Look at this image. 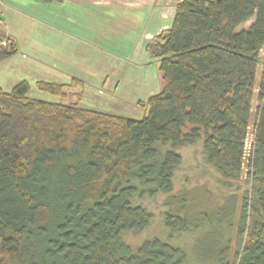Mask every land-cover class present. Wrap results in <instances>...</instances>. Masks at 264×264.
Here are the masks:
<instances>
[{
  "label": "trees",
  "instance_id": "1",
  "mask_svg": "<svg viewBox=\"0 0 264 264\" xmlns=\"http://www.w3.org/2000/svg\"><path fill=\"white\" fill-rule=\"evenodd\" d=\"M3 43L0 63L18 52L16 42ZM148 51L163 89L140 120L31 98L27 81L0 88V264H188L185 250L160 239L136 250L123 242L153 220L133 201L172 194L178 150L200 141L221 179H240L261 62L252 192L232 237L247 240L231 256L227 241L209 261L264 264V0H178L170 30ZM36 86L61 98L71 87ZM165 225L191 229L183 214L168 213Z\"/></svg>",
  "mask_w": 264,
  "mask_h": 264
},
{
  "label": "crops",
  "instance_id": "2",
  "mask_svg": "<svg viewBox=\"0 0 264 264\" xmlns=\"http://www.w3.org/2000/svg\"><path fill=\"white\" fill-rule=\"evenodd\" d=\"M177 1L0 0V26L8 27L15 15L24 35L19 43L9 30L6 37L22 57L16 54L0 67L29 68L37 82L70 85L76 103L87 109L123 117L111 112L123 105L143 108L145 116L146 102L163 89L159 62L148 47L170 30ZM19 78L10 88L26 81ZM182 157L180 168L194 165L195 174H218L204 150L192 164Z\"/></svg>",
  "mask_w": 264,
  "mask_h": 264
},
{
  "label": "rangeland",
  "instance_id": "3",
  "mask_svg": "<svg viewBox=\"0 0 264 264\" xmlns=\"http://www.w3.org/2000/svg\"><path fill=\"white\" fill-rule=\"evenodd\" d=\"M254 22L255 20H252L245 24L241 30L248 29ZM19 23V20L13 15L11 16V24L8 27L0 26V38L3 39V44H6L7 40L13 41L7 38V33L11 31L17 35L19 43H22L24 35ZM17 55H20L19 58L21 59V53ZM260 57L261 61H263L264 51ZM262 73L263 62L260 63L257 70V85L252 102L249 141L247 142L248 145H246L245 166L240 179L238 181H225L221 179L219 174L213 173L212 170L207 174H195L194 165L179 168L175 174L172 194H158L155 197L145 196L144 198L136 197L134 199V204L142 205L152 213L153 220L143 232L124 234L122 239L126 245L136 250L147 240L160 239L185 250L188 256V264H199L200 262L216 264L215 261L209 260L216 258L225 247L227 241L231 239L230 256L233 255L239 243H241L242 247L243 242L247 240L246 236L242 242L238 239L233 240L232 237L234 232L238 231L237 224L240 217L241 204L244 198L250 196L252 192V178L248 173V164L251 162L252 142L255 137L260 110L263 106L262 101L259 99V85ZM35 76L36 73L29 68L10 67L9 65L0 67V84L3 85L5 92L12 90L9 86L11 81L21 77V79L28 81L31 86L29 94L31 98L47 102H62L64 104L76 103L78 97L73 94L75 91L68 90L71 87L62 91L65 94V98L56 97L39 91L36 86L37 80ZM52 80L58 82V80ZM118 108V110H112L111 112L135 120H140L144 117L143 108L128 109L124 108L123 105ZM159 148L162 152L167 150L165 146H159ZM202 151L203 141L195 146L183 147L178 150L187 161L192 160L193 162L195 156H200ZM168 213L174 216L178 214L185 215L191 224V229L186 232L168 229L165 225V216ZM208 221H212V225H208Z\"/></svg>",
  "mask_w": 264,
  "mask_h": 264
},
{
  "label": "built area",
  "instance_id": "4",
  "mask_svg": "<svg viewBox=\"0 0 264 264\" xmlns=\"http://www.w3.org/2000/svg\"><path fill=\"white\" fill-rule=\"evenodd\" d=\"M249 136V135H248ZM249 141V138H247V140H246V145H248V142ZM252 144H253V142H252ZM246 148H247V146H246Z\"/></svg>",
  "mask_w": 264,
  "mask_h": 264
}]
</instances>
